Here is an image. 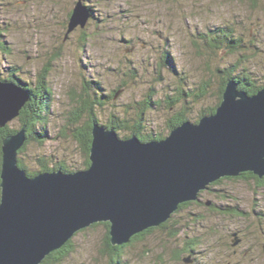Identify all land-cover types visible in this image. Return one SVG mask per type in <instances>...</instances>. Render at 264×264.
Returning <instances> with one entry per match:
<instances>
[{"label":"rangeland","instance_id":"rangeland-1","mask_svg":"<svg viewBox=\"0 0 264 264\" xmlns=\"http://www.w3.org/2000/svg\"><path fill=\"white\" fill-rule=\"evenodd\" d=\"M75 1L0 0V33L9 47L0 50L1 74L13 67L34 87L45 67L44 83L53 92L46 139L29 143L20 154L30 170L84 162L72 137L86 120L83 114L74 119L83 79L98 80L109 91L125 83L97 109L100 122L112 114L128 122L142 112L145 132L163 135L170 118L183 112L195 121L201 108L215 104L221 81L216 65H234L264 81V0H84L94 20L65 32ZM218 29L230 30L243 45L208 56L197 39ZM166 55L173 57L168 65ZM203 83L209 86L200 96L197 86ZM159 99L142 110L145 101ZM18 115L5 124L19 127ZM199 199L125 248V264H264V184L224 179ZM233 207L242 213L230 212ZM104 238L102 225L78 232L60 264H108Z\"/></svg>","mask_w":264,"mask_h":264},{"label":"water","instance_id":"water-1","mask_svg":"<svg viewBox=\"0 0 264 264\" xmlns=\"http://www.w3.org/2000/svg\"><path fill=\"white\" fill-rule=\"evenodd\" d=\"M88 18L77 0L68 31L84 27ZM28 96L18 84L0 79L1 127ZM91 134L87 168L32 176L18 165L24 130L3 138L0 264H39L95 222H109L111 244L121 245L165 222L180 203L200 200L199 193L219 178L245 171L263 177L264 86L248 94L229 80L214 113L186 120L160 140L121 138L96 122Z\"/></svg>","mask_w":264,"mask_h":264},{"label":"trees","instance_id":"trees-1","mask_svg":"<svg viewBox=\"0 0 264 264\" xmlns=\"http://www.w3.org/2000/svg\"><path fill=\"white\" fill-rule=\"evenodd\" d=\"M22 1L25 2L26 0H22ZM81 2L83 6H85L89 11L88 21L90 20L92 22L94 20L93 7H91V5H87L84 0H81ZM72 9L68 13V19H70ZM68 29L69 28L67 24L65 32H68ZM222 42L224 43L223 45H221ZM196 43L200 49L202 48V49H205V51L207 50L206 53L208 56L216 55V54L218 55L219 51L222 49L234 50V49L240 48L243 45L242 44L243 42L241 41V39H235L234 37H232L231 31L230 30L228 31L226 29L225 30L218 29L216 33H205L204 35H199V38L197 39ZM7 48L9 47L6 45L5 41H2V35L0 33V50L7 52ZM166 53L168 54V51H166ZM166 56L164 59L166 62L165 64L167 63L169 64L171 62L170 60L173 59V57L169 55H166ZM45 72H46V68L44 67L42 73L38 77L36 86L34 87H31L29 83H27L26 81L24 82V80H22L17 75V69L13 67H10L9 69L6 70L5 76H3L0 72L1 80L12 81L18 84L19 86H21L23 89L27 90L29 94L28 99L25 101V103L19 110V115H18V120L20 123L19 127L12 128L8 124H5L3 127L0 126V173H1V162H2V140L3 138H5V136L9 134H15L17 133V131L21 129L24 130L26 139L23 145L19 147L17 150L18 165L20 168L24 169L29 176H32L38 172L50 171L52 169H62L63 171H66V172H72L74 170H81V169L87 168L90 165L89 149H90L91 140H92L91 129H92L93 123L95 122L100 124L101 126H104L105 128H109V129L112 128L121 138H126L131 135H136L141 141H149L152 139L160 140L164 138L171 132V130L179 126L182 122L186 120H190L183 112L176 115L177 117L175 116L174 118H170L167 122L168 132L166 133V135H163L162 133L145 132L146 119L142 112L139 113V115L136 118L131 119L128 122L121 121L122 123H120L117 120L116 116L112 114L111 119L108 122L102 123L98 119L97 112H96L97 109H101L103 105L105 104L107 98H109L110 95L111 96L115 95L117 93V90H119L120 87H123L125 83L124 84L120 83L118 85L119 87L118 89H113L109 91L103 88V86L101 85V82L98 80L91 81L90 79H83V83L81 86L82 91L79 94V105L77 107V114L75 113L74 119L78 120L80 116L83 114L86 120L84 122L85 125L83 127L78 128V129L73 128L72 137L74 138L75 142L81 148L82 154L84 155V162L82 163L81 166L72 165L69 167L65 166L61 162L54 163L53 167H50L46 164H41L40 168L36 170H30L26 167L20 154L25 152V149L29 143L37 142L40 144L47 137V129L45 125L47 124V115L50 111V100H51V95L53 92H52L51 87L44 83L45 79H44L43 73ZM213 72L221 76V81L219 85L220 87L218 89V94L216 96L217 100L213 106L201 108V111L198 114L197 119L193 122H197L201 117L215 112L216 107L221 102L222 93L225 89V85L229 80H233L237 84L239 89L246 91L248 94H254L262 86H264V81L258 83L247 70L240 69L236 71V69H234V65H232L231 68H225V69L216 65ZM181 80H183V78H181ZM207 86L209 85L206 83H203L200 86H197V90L201 94L200 96H202L204 91L207 90ZM161 101H162L161 99L154 100V101H151V100L145 101L144 106H142V110L144 108L153 107L154 105L159 104V102ZM70 123L73 125V122H70ZM127 129L130 131L129 134L121 136L120 132L123 130H127ZM70 131L71 130L69 129L67 132L69 133ZM224 179H228V180L240 179V180H250V181L252 180L258 188L263 187V184H264V176L260 178L250 171H245L239 174L238 176H234V177L226 176V177L219 178L211 182L208 185L207 190H211V188L214 185H217ZM0 181H1V177H0ZM202 192L203 190L199 193V195ZM0 193H1V189H0ZM222 193L223 192H221V194ZM196 201L200 202V200H196ZM191 203H193V201H186V202L180 203L176 210H182L185 207L189 206ZM209 204H211V202ZM213 206L216 207L217 209L219 208V210L223 209L216 205H212V207ZM230 212H235L237 215L238 213L240 214L242 213V211H240L237 207L231 208ZM258 214L261 215L260 210L258 211ZM168 221L169 219H167L165 222L161 223L158 226L162 228L166 226ZM96 225H102L105 228L104 252L108 254L109 256L107 259L108 264H125L124 256H123L124 249L130 246L133 241L138 240L139 238H142L147 233H150L153 229H155L154 226L149 227L141 232H138L132 235L130 237V240L127 243H123L121 245H112L110 242V235H109V222L107 221L106 222H95L77 231L60 248L55 249L51 251L49 254H47L39 264H60L61 262H63V260L69 255V253L73 249L74 236L78 232L83 231L89 227H94ZM186 251H188L190 254L194 252L191 246H188ZM188 257H189V260L191 261L190 255H188L186 258Z\"/></svg>","mask_w":264,"mask_h":264},{"label":"flooded vegetation","instance_id":"flooded-vegetation-1","mask_svg":"<svg viewBox=\"0 0 264 264\" xmlns=\"http://www.w3.org/2000/svg\"><path fill=\"white\" fill-rule=\"evenodd\" d=\"M3 24V23H2ZM4 25V24H3ZM4 27H5V25H4ZM5 43H6V41H5Z\"/></svg>","mask_w":264,"mask_h":264}]
</instances>
